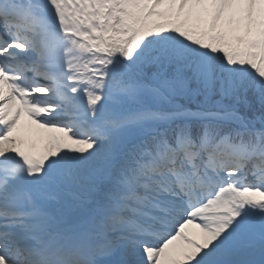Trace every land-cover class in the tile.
Returning a JSON list of instances; mask_svg holds the SVG:
<instances>
[{"label": "snow or ice", "instance_id": "6c2138e0", "mask_svg": "<svg viewBox=\"0 0 264 264\" xmlns=\"http://www.w3.org/2000/svg\"><path fill=\"white\" fill-rule=\"evenodd\" d=\"M0 264H264V0H0Z\"/></svg>", "mask_w": 264, "mask_h": 264}]
</instances>
